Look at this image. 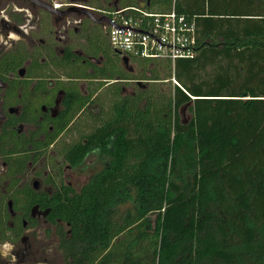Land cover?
Listing matches in <instances>:
<instances>
[{"label":"trees","instance_id":"trees-1","mask_svg":"<svg viewBox=\"0 0 264 264\" xmlns=\"http://www.w3.org/2000/svg\"><path fill=\"white\" fill-rule=\"evenodd\" d=\"M138 1L194 20L196 56L173 66L138 61L146 85L134 97H120L118 86L107 102L99 95L86 141L61 148L72 168L96 150L110 157L80 192L56 199L63 256L264 264V0H129L124 8Z\"/></svg>","mask_w":264,"mask_h":264},{"label":"flooded vegetation","instance_id":"flooded-vegetation-1","mask_svg":"<svg viewBox=\"0 0 264 264\" xmlns=\"http://www.w3.org/2000/svg\"><path fill=\"white\" fill-rule=\"evenodd\" d=\"M107 6L0 0V264H72L52 211L59 196L84 185L76 190L62 181L61 167H72L60 150L69 137L86 141L103 109L94 102L99 95L107 102L110 87L118 86L120 97L140 89L122 79L129 63L142 69L141 60L111 49L102 19ZM127 84L134 90L123 94Z\"/></svg>","mask_w":264,"mask_h":264},{"label":"built area","instance_id":"built-area-1","mask_svg":"<svg viewBox=\"0 0 264 264\" xmlns=\"http://www.w3.org/2000/svg\"><path fill=\"white\" fill-rule=\"evenodd\" d=\"M103 15L108 20L111 49L130 59L169 62L173 66L177 60H192L196 56L195 22L177 14L174 8L153 12L129 7Z\"/></svg>","mask_w":264,"mask_h":264},{"label":"rangeland","instance_id":"rangeland-1","mask_svg":"<svg viewBox=\"0 0 264 264\" xmlns=\"http://www.w3.org/2000/svg\"><path fill=\"white\" fill-rule=\"evenodd\" d=\"M129 0H107L108 6L107 12H111L114 10H119L124 8L126 6V3ZM139 6H144V3L142 1H139ZM150 62H162V61H150ZM129 67L123 69L122 71L124 72L125 76L127 78H130L132 83H139V88H143L146 85V81L142 80L143 76H148L147 69H139L135 63H129ZM134 79V80H133ZM173 82H171V86H173ZM165 86V85H164ZM162 86L163 89L166 88ZM124 93L123 94H128L134 90V84H127L124 85ZM181 117L183 121H187L189 119V115L187 113L186 108L181 111ZM73 141L72 137L68 138V142ZM58 149V148H57ZM58 151V150H57ZM51 161L54 164L56 163L55 159L50 157ZM48 160V159H47ZM46 160V165L45 168L46 170L48 169V162ZM110 163V157L107 153L105 152H92L82 163L77 168H71V169H66L65 167L62 168V173H61V179L62 181L64 180L65 183L71 184L76 190L80 189L83 185H85L93 176L98 174L103 168H105L108 164ZM131 206V202H128L124 204L121 208L125 209L126 207ZM156 220L157 216L156 215H149L148 216V221H149V229H153L156 227Z\"/></svg>","mask_w":264,"mask_h":264},{"label":"crops","instance_id":"crops-1","mask_svg":"<svg viewBox=\"0 0 264 264\" xmlns=\"http://www.w3.org/2000/svg\"><path fill=\"white\" fill-rule=\"evenodd\" d=\"M171 1H172V0H171ZM174 1H175V0H174ZM174 1H172L173 4H174ZM147 4H148V8H146ZM137 7H138V8H143V9H146V10H149V11H153V10H150L149 2L146 3V4H144V6H139V1H138ZM172 8H173V7H172ZM172 8H171V9H172ZM153 12H154V11H153ZM158 12H167V10H166V11H158ZM143 61H144V60H143Z\"/></svg>","mask_w":264,"mask_h":264},{"label":"water","instance_id":"water-1","mask_svg":"<svg viewBox=\"0 0 264 264\" xmlns=\"http://www.w3.org/2000/svg\"><path fill=\"white\" fill-rule=\"evenodd\" d=\"M146 8H148V4H147ZM102 19H103V21H105L106 23H108V20L107 19H105V18H102Z\"/></svg>","mask_w":264,"mask_h":264}]
</instances>
